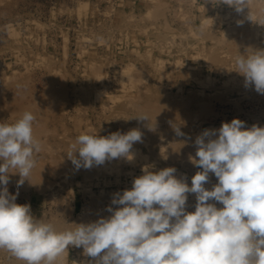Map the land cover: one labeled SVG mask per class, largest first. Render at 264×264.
I'll return each mask as SVG.
<instances>
[{
  "label": "rangeland",
  "instance_id": "rangeland-1",
  "mask_svg": "<svg viewBox=\"0 0 264 264\" xmlns=\"http://www.w3.org/2000/svg\"><path fill=\"white\" fill-rule=\"evenodd\" d=\"M209 2L214 7L223 4L218 3V0H0V122L14 123L23 114L20 111L22 108L18 112L19 104L25 106L27 101L32 100L34 105L36 99L34 106L31 102L28 103L32 109L29 105L28 108L25 107L36 117L33 125L34 136L41 144V151L35 155L36 164L29 181L25 180L22 186L17 187L19 174H10L8 190L11 194L18 192L16 203L30 204L37 219L42 218L45 222L52 223L58 230L74 227L71 223L94 222L110 215L107 208L111 205L113 195L131 189L134 178L143 174V163L148 162L152 166L160 163L158 170L150 169L152 171L174 167L177 170L176 177L185 179L190 186L191 178L201 169L189 157L195 156L196 135L206 125L221 126L222 122H231L238 118L245 122L246 128L254 124L264 127V95L257 93L254 86L246 87L243 75L238 74L231 78L211 73L214 78L206 77L208 71L218 66L219 58L228 56V60L235 62L241 53L250 54L264 49V0H260L262 4L259 0H250L249 10L252 9V14L245 9L247 14L244 15L247 17L242 14L244 11L237 13L224 4L226 10L235 16L232 18L233 22L227 24L226 21L215 19L204 28L201 15ZM249 14L253 15V20L248 18ZM205 29H208L209 34ZM215 31L218 34L212 39V43L210 38ZM150 32L152 34H148ZM236 37L239 42L236 39L234 41ZM182 44L186 50H181ZM210 45H215V48L208 49ZM214 53L218 59H211V56H215ZM186 72H191V76ZM195 77L201 79V82ZM176 91L178 94H175ZM48 92H52V95ZM15 101L18 107H15ZM150 103L152 106H148ZM11 104H15L14 107ZM26 108H23L24 112L27 111ZM189 112L192 117L187 115ZM142 113L148 115L150 122H139L135 118ZM152 119H155L156 124ZM163 123L166 124L163 126ZM133 124L144 133L142 132V141L135 143L131 149V152H135L132 161L129 160L131 165L128 164V159L119 158L92 169L80 168L79 172L75 170L67 153L78 135L87 133L106 137L116 131L126 133L131 128L136 129ZM174 125L180 130L184 129L181 131L185 133L183 137L177 136ZM158 140H163L165 145V141H168L162 151ZM144 147L148 149L145 150ZM187 149H192L194 154H190L192 151L187 152ZM143 153L147 156L144 160ZM188 154L189 157H183ZM124 161L127 164H123ZM164 163L166 164L163 165ZM94 169L99 171L98 176L94 175ZM209 179L211 183L208 182L205 187L211 190V186L218 183V180L212 173L209 174ZM112 180L115 184H112ZM188 200L191 202L186 204V211H195L196 196ZM215 203L216 206L219 205L218 208L222 207L218 202ZM65 254L66 257L58 264H74L77 256L86 258L82 247L69 246ZM86 259V263L90 264L93 258ZM0 264L24 262L7 251L0 250Z\"/></svg>",
  "mask_w": 264,
  "mask_h": 264
},
{
  "label": "clouds",
  "instance_id": "clouds-1",
  "mask_svg": "<svg viewBox=\"0 0 264 264\" xmlns=\"http://www.w3.org/2000/svg\"><path fill=\"white\" fill-rule=\"evenodd\" d=\"M218 3L242 13L250 0ZM235 63L245 86L264 95V49L239 54ZM135 118L150 122L144 113ZM35 119L25 111L14 123L0 122V250L24 264H58L69 246L82 247L93 258L90 264H264V127L246 128L234 118L205 129L195 139V157H189L201 169L190 186L174 167H144L131 189L113 195L111 205L118 207L110 205L108 217L58 230L8 190L10 174H19V187L35 167L41 151ZM174 131L184 135L178 126ZM141 141L138 128L106 137L81 133L67 156L77 170L91 169L131 160L133 145ZM210 173L218 180L211 190L205 187ZM189 193L196 196L193 212L186 211Z\"/></svg>",
  "mask_w": 264,
  "mask_h": 264
},
{
  "label": "bare ground",
  "instance_id": "bare-ground-1",
  "mask_svg": "<svg viewBox=\"0 0 264 264\" xmlns=\"http://www.w3.org/2000/svg\"><path fill=\"white\" fill-rule=\"evenodd\" d=\"M143 1H145V0H143ZM205 1H208V0H205ZM157 3H158V1H157ZM259 3H261L260 2V0H259ZM250 4H251V2H250ZM262 4V3H261ZM260 4V5H261ZM137 5V4H136ZM143 4L141 3V6H142ZM226 5V4H225ZM225 5L224 4H219V6L218 7H214V4H212V2L210 3L209 2V5L205 8V10H204V12L202 13V15H201V24H202V26L204 27V28H206V27H208V25H211L212 24V22L213 21H215V19L216 20H223V21H226V23L227 24H231L232 22H233V20H232V18L233 17H235V16H233V14H231V13H229L227 10H226V7H225ZM259 5V6H260ZM203 6H205L204 4H203ZM81 7V6H80ZM138 7V6H137ZM136 7V8H137ZM225 7V8H224ZM256 7V6H255ZM260 8H261V6H260ZM246 10H249L248 8H245ZM244 9V10H245ZM254 10V9H253ZM261 10V9H260ZM256 11H258V10H256ZM255 11V12H256ZM248 12H252V9H251V11L249 10ZM259 12H261V11H259ZM258 12V13H259ZM258 13L256 14L257 16H258ZM156 14V13H155ZM154 14V15H155ZM243 15L244 14H247L245 11H244V13H242ZM241 14V15H242ZM252 14V13H251ZM260 14V13H259ZM238 15V14H237ZM253 15H254V13H253ZM253 15H250V16H252L253 17ZM156 16V15H155ZM244 16H246V15H244ZM247 17V16H246ZM256 17V16H255ZM242 18V17H241ZM244 18V17H243ZM257 18H259V16L257 17ZM252 19V18H251ZM241 20V19H240ZM253 20V19H252ZM238 21V20H237ZM238 22H241V21H238ZM220 23H221V21H220ZM236 22H234V24H235ZM247 23V22H246ZM216 26H218V25H216ZM230 26H233V25H230ZM244 26V25H243ZM252 26V25H251ZM212 27V26H211ZM250 27V26H249ZM213 28V27H212ZM216 28V27H215ZM215 28H214V30H215ZM224 28V27H223ZM228 28H229V26H228ZM234 28V27H233ZM231 29H232V27H231ZM240 29V28H239ZM250 29H252V28H250ZM254 29H255V27H254ZM135 30L136 29H134V32H135ZM167 30V29H166ZM201 30V29H200ZM220 30V29H219ZM190 31V30H189ZM205 31H207V34H209V31H208V29H205ZM230 31V30H229ZM247 31H248V28H247ZM253 32H255L256 30H252ZM137 33V32H136ZM141 33H143L142 31H141ZM170 33V32H169ZM172 33V32H171ZM189 33V32H188ZM188 33H186V34H188ZM262 33V32H261ZM148 34H152L151 32L150 33H148ZM186 34H185V36H186ZM195 34V33H194ZM193 34V35H194ZM218 34V31H217V33H216V31L215 32H213V35H211V38H210V40L212 41V43H213V40L212 39H215V37H216V35ZM230 34V33H229ZM241 34V33H240ZM260 34V33H259ZM200 35V34H199ZM226 35V34H225ZM235 35V34H234ZM250 35V34H249ZM254 35V34H253ZM262 35V34H261ZM197 36V35H196ZM208 36V35H207ZM224 36V35H223ZM252 36V35H251ZM250 36V37H251ZM128 37V36H127ZM243 37V36H242ZM258 37V36H257ZM196 38V37H195ZM223 38V37H222ZM232 38V37H231ZM240 38V37H239ZM256 38V37H255ZM127 39H129V38H127ZM153 39H155V38H153ZM235 39H236V42H239V41H237V37L236 38H234V41H235ZM242 39V38H241ZM257 39V38H256ZM148 40H149V38H148ZM197 40H198V38H197ZM219 40H220V38H219ZM137 41V40H136ZM183 41V40H182ZM217 41V40H216ZM215 41V42H216ZM221 41V40H220ZM245 41V40H244ZM264 41V40H263ZM186 42V41H185ZM199 42H200V40H199ZM214 42V44H216ZM219 42V41H218ZM231 42V41H230ZM127 43V42H126ZM210 43V42H209ZM242 43V42H241ZM220 44V43H219ZM229 44V43H228ZM231 44H232V42H231ZM245 44V43H244ZM129 45V44H128ZM180 45V44H179ZM199 45V44H198ZM212 45V44H211ZM209 46V48L208 49H210L211 47L212 48H215L214 46L215 45H213V46ZM236 45V44H235ZM142 46V45H141ZM174 46V45H173ZM177 46V45H176ZM175 46V47H176ZM200 46V45H199ZM205 46H206V44H205ZM228 46V45H227ZM230 46V45H229ZM232 46V45H231ZM239 46H240V44H239ZM249 46V45H248ZM187 47H188V45H187ZM189 47H191L190 45H189ZM258 47V46H257ZM257 47H256V49H257ZM124 48V47H123ZM156 48V47H155ZM163 48V47H162ZM177 48V47H176ZM176 48H174V50L176 49ZM194 48V47H193ZM197 48V47H196ZM234 48V47H233ZM232 48V49H233ZM170 48H168V50H169ZM171 49H172V47H171ZM249 49H250V47H249ZM260 49V48H259ZM139 50V49H138ZM152 50H154V49H152ZM180 50V49H179ZM181 50H186V47H184L183 46V44H182V46H181ZM234 50V49H233ZM170 51V50H169ZM190 51V50H189ZM191 51H193V50H191ZM190 51V52H191ZM214 51V50H213ZM226 51H228V50H226ZM240 51H242V50H240ZM175 52V51H174ZM185 52V51H184ZM196 52V51H195ZM212 52V51H211ZM250 52V51H249ZM180 53H181V51H180ZM182 53H183V51H182ZM204 53H205V51H204ZM216 53H219V52H216ZM233 53H234V51H233ZM251 53V52H250ZM160 54H161V51H160ZM242 54V53H241ZM150 55V54H149ZM157 55V54H156ZM155 55V56H156ZM164 55V54H163ZM188 56H189V54H187ZM214 55H215V53H214ZM229 55H231V54H229ZM165 56V55H164ZM181 56V55H180ZM183 56H186L185 54L183 55ZM196 56V55H195ZM223 56H224V54H223ZM232 56V55H231ZM159 57V56H158ZM201 57V56H200ZM207 57V56H206ZM212 57H214V58H217V55H215V56H211V59H212ZM90 58V57H89ZM154 59H155V57H153ZM213 58V59H214ZM228 58V56L226 57V58H219V63H218V66L217 67H215V68H213L214 70H212V71H208L207 72V74H206V77L207 78H214L213 76H212V74H218V75H221V76H226V77H236L239 73L238 72H236L237 71V67H236V63L234 62V61H230V60H228L227 59ZM209 59V58H208ZM218 59V58H217ZM195 60V59H194ZM203 60V59H202ZM207 61V60H206ZM214 61V60H213ZM86 62V61H85ZM161 61H159V63H160ZM162 62H163V60H162ZM198 62V61H197ZM204 62V61H203ZM202 62V63H203ZM199 63V62H198ZM135 64H137V63H135ZM211 63H209V65H210ZM92 65V64H91ZM128 65V64H127ZM129 65H130V62H129ZM131 65H132V63H131ZM202 65V64H201ZM208 65V64H207ZM90 66V65H89ZM198 66V65H197ZM93 67V66H92ZM193 67V66H192ZM191 67V68H192ZM188 68V67H187ZM211 69V68H210ZM122 72H123V70H122ZM128 72V71H127ZM202 72V71H201ZM200 72V73H201ZM106 73V72H105ZM191 72H186V74H189L188 76H191V74H190ZM196 73V72H195ZM212 73V74H211ZM184 73H182L181 74V78H182V75H183ZM196 75V74H195ZM201 75V74H200ZM135 76V75H134ZM133 76V77H134ZM179 76V75H178ZM177 76V77H178ZM185 76V75H184ZM183 76V77H184ZM126 77V76H125ZM138 77V76H137ZM186 77V76H185ZM220 77V76H219ZM225 77V78H226ZM124 78V77H123ZM198 81L200 80V82H201V79H199V78H197V77H195ZM224 78V77H223ZM127 79V78H126ZM183 79V78H182ZM227 79V78H226ZM52 80V79H51ZM50 80V81H51ZM134 80V79H133ZM192 80V79H191ZM217 80V79H216ZM236 80H237V78H236ZM240 80V79H239ZM127 81H128V79H127ZM178 81V80H177ZM197 81V82H198ZM235 81V80H234ZM243 81V80H242ZM48 82V81H47ZM131 82V81H130ZM179 82V81H178ZM177 82V83H178ZM182 82H183V80H182ZM55 83V82H54ZM121 83H122V81H121ZM181 83V82H180ZM228 83V82H227ZM243 83V82H242ZM48 84H49V82H48ZM198 85H199V82L197 83ZM221 84V83H220ZM219 84V85H220ZM52 85H53V83H52ZM51 85V86H52ZM176 85V84H175ZM208 85V84H207ZM206 85V86H207ZM227 85V84H226ZM225 85V86H226ZM47 86V85H46ZM174 86V85H173ZM210 86V85H209ZM223 86H224V84H223ZM235 86V85H234ZM53 87V86H52ZM132 86H130V88H131ZM227 87H228V85H227ZM240 87V86H239ZM245 87V86H244ZM200 88V87H199ZM206 88V87H205ZM204 88V89H205ZM212 88V87H211ZM45 89H47V90H50L49 88H45ZM44 89V90H45ZM56 89V88H55ZM208 88H206V90H207ZM235 89V88H234ZM243 89V88H242ZM241 90V89H240ZM52 91H54V89H52ZM203 91V90H202ZM213 92L215 91V90H212ZM230 91V90H229ZM239 92V91H238ZM21 93H23V92H21ZM48 93H50V92H48ZM47 93V94H48ZM131 93V92H130ZM177 93V91L175 92V94ZM207 93V92H206ZM231 93V92H230ZM35 94H36V92H35ZM38 94V93H37ZM44 94H46L45 93V91H44ZM174 94V93H173ZM178 94V93H177ZM194 94V93H193ZM52 95V92L50 93V96ZM136 95V94H135ZM195 95V94H194ZM203 95V94H202ZM219 95V94H218ZM22 96V95H21ZM25 96V95H24ZM38 96V95H37ZM55 96V95H54ZM138 96V95H137ZM196 96V95H195ZM201 96V95H200ZM207 96V95H206ZM213 96V95H212ZM47 97V96H46ZM57 97V96H56ZM55 97V98H56ZM204 97H205V95H204ZM214 97V96H213ZM21 97H19V99H20ZM37 98V97H36ZM40 98V97H39ZM38 98V99H39ZM132 98V97H131ZM136 98V97H135ZM43 99L44 98H42V101H43ZM138 99H139V97H138ZM177 99V98H176ZM195 99V98H194ZM134 100V99H133ZM182 100H183V98H182ZM203 100H204V98H203ZM224 100V99H223ZM16 101H17V99H16ZM16 101H15V104H16V106L15 107H18V105H17V103H16ZM38 101V100H37ZM194 100H192V102H193ZM18 102V101H17ZM28 103H30L31 102V104H32V100L29 102V101H27ZM34 102V101H33ZM182 102H185V101H182ZM190 102V101H189ZM25 103H26V101H25ZM28 103H26V105L25 106H27V105H29V107H30V105L31 104H28ZM15 104H13V105H15ZM36 104V99H35V102H34V105ZM126 104V103H125ZM128 104V103H127ZM136 103H134V105H135ZM12 105V104H11ZM12 105V106H13ZM33 105V104H32ZM33 105V106H34ZM138 105V104H137ZM145 105V104H144ZM152 106V104L150 103V104H148V106ZM161 105H162V103H161ZM192 105H193V103H192ZM12 106H11V108H12ZM23 106V107H22ZM24 106V104L22 105V104H19V109H18V112H19V110H20V108H22L20 111H21V114L22 113H24V111L23 110H25V109H23V108H26ZM122 107H123V105H121ZM120 106V107H121ZM156 106V105H155ZM159 106V105H158ZM164 106V105H163ZM162 106V107H163ZM166 106V105H165ZM191 106V105H190ZM14 107V106H13ZM127 107V106H126ZM129 107V106H128ZM135 107H136V105H135ZM177 107V106H176ZM188 107V106H187ZM195 107V105H193V108ZM254 107V106H253ZM27 108H28V106H27ZM26 108V110L28 111V109ZM31 109H32V106L30 107ZM30 108H29V110H30ZM36 108V107H35ZM180 108V107H179ZM178 108V109H179ZM200 108V107H199ZM202 108V107H201ZM17 109H16V111H17ZM120 109V108H119ZM158 109V108H157ZM183 109V108H182ZM191 109V108H190ZM36 110H38V108H36ZM152 110H154L153 109V107H152ZM162 110V109H161ZM164 110V109H163ZM180 110V109H179ZM184 110V109H183ZM194 110V109H193ZM155 111V110H154ZM158 112H159V109L157 110ZM200 111V110H199ZM162 112V111H161ZM166 112V111H165ZM191 112H192V110H191ZM196 112V111H195ZM20 113V112H19ZM155 113V112H154ZM160 113V112H159ZM183 113V112H182ZM186 113L187 112H185V114L184 115H186ZM34 114V113H33ZM158 114V113H157ZM160 115H162V114H160ZM167 116H168V114H166ZM172 115V114H171ZM174 115V114H173ZM172 115V116H173ZM187 115H190V112H189V114H187ZM192 115H193V113H192ZM196 115V114H195ZM200 114H198V116H199ZM257 115V114H256ZM152 117H154L153 115H151ZM157 116V115H156ZM191 116V115H190ZM211 116V115H210ZM247 116V115H246ZM179 117H181L180 115H179ZM192 117V116H191ZM193 117L195 118V116L193 115ZM158 118V117H157ZM201 118V117H200ZM251 118V117H250ZM173 119V118H172ZM176 119V118H175ZM181 119V118H180ZM188 119V118H187ZM252 119V118H251ZM255 119V118H254ZM153 121H155V119H152ZM178 120H179V118H178ZM258 120V119H257ZM177 121V120H176ZM180 121V120H179ZM179 121H177V122H179ZM187 121V120H186ZM192 121V120H191ZM199 121H200V119H199ZM201 121H202V119H201ZM215 121V120H214ZM213 121V122H214ZM223 121V120H222ZM261 121V120H260ZM132 122V121H131ZM140 122V121H139ZM183 122V121H182ZM190 122V121H189ZM135 123V122H134ZM161 123H162V121H161ZM160 123V124H161ZM172 123V122H171ZM170 123V124H171ZM186 123V122H185ZM187 123H188V121H187ZM215 123V122H214ZM152 124V123H151ZM154 124V123H153ZM155 124H156V121H155ZM164 124H166V123H163L162 125L164 126ZM173 124V123H172ZM171 124V125H172ZM175 124V123H174ZM179 124V123H178ZM189 124V123H188ZM199 124H201V123H199ZM249 124V123H248ZM132 125V124H131ZM134 125V127H135V124H133ZM176 125V124H175ZM175 125H174V127H175ZM186 126H187V128L189 127L187 124H185ZM151 126V125H150ZM157 126V125H156ZM161 126V125H160ZM197 126H199L198 125V123H197ZM129 127V126H128ZM131 127V126H130ZM133 127V128H134ZM138 127V126H137ZM137 127H135V128H137ZM166 128H167V126H165ZM177 127V126H176ZM181 127H182V125H181ZM196 127V126H195ZM201 127V126H200ZM219 127L220 126H218V125H215V124H208V125H206L205 127H203V128H201L200 130H199V134H201L205 129H219ZM148 128V127H147ZM150 128V127H149ZM155 128V127H154ZM185 128V127H184ZM192 128H193V126H192ZM197 128V127H196ZM132 129V128H131ZM138 129H139V127H138ZM152 129V128H151ZM150 129V130H151ZM158 129H160V128H158ZM163 129V128H162ZM161 129V130H162ZM144 130H146L145 128H144ZM184 130V129H183ZM183 130L181 129L180 131H182L183 132ZM147 131V130H146ZM146 131H145V133H146ZM154 131V130H153ZM165 131V130H164ZM197 131V130H196ZM143 132V131H142ZM151 132V131H150ZM144 133V132H143ZM191 133V132H190ZM185 134V133H184ZM192 134V133H191ZM194 134V133H193ZM198 134V135H199ZM189 135V134H188ZM196 135V134H195ZM184 136V135H183ZM182 136V137H183ZM196 137H197V135H196ZM179 138H181V136L179 137ZM178 138V139H179ZM187 138H188V136H187ZM183 139V138H182ZM182 139H179V140H182ZM190 139V138H189ZM189 139H187L188 141H189ZM191 139H192V137H191ZM191 139H190V141H191ZM194 139H195V137H194ZM193 139V140H194ZM184 141V140H183ZM188 141H186L187 143H188ZM158 142V144L160 145V148H161V151H162V149H163V147H164V145H165V143H163V140H158L157 141ZM165 142H167L168 143V141H165ZM173 142H175V141H173ZM180 142V141H179ZM178 142V143H179ZM73 143H74V141H73ZM143 143H145V142H143ZM155 143V142H154ZM167 143H166V145H167ZM191 143H192V141H191ZM194 143V142H193ZM147 144H148V142H147ZM146 144V145H147ZM185 144V143H184ZM138 145V144H137ZM145 145V144H144ZM145 145V146H146ZM155 145V144H154ZM165 145V146H166ZM172 145V144H171ZM182 145V144H181ZM177 147V146H176ZM196 147V146H195ZM145 148V147H144ZM154 148V147H153ZM160 148H159V150H160ZM166 148V147H165ZM179 148H180V146H179ZM182 148V147H181ZM183 148H185V147H183ZM146 149H148V148H145V150ZM167 149V148H166ZM170 149V148H169ZM156 150L158 151V147H156ZM156 150H155V153H157L156 152ZM175 150V149H174ZM188 150V149H187ZM69 151V150H68ZM148 151V150H147ZM164 151V150H163ZM186 151V150H185ZM190 151H192V149H190V150H188L187 152H190ZM52 152H53V150H52ZM134 153L135 152H132V154L134 155ZM139 153V152H138ZM141 153V152H140ZM165 153V152H164ZM163 153V154H164ZM183 153H184V151H183ZM144 154V153H143ZM152 154V153H151ZM162 154V155H163ZM190 154H194L193 153V151L192 152H190ZM190 154H188V155H185V156H183V157H185L186 158V156H190ZM145 155V154H144ZM161 155V154H160ZM161 155V156H162ZM174 155H175V153H174ZM195 155V154H194ZM146 156V155H145ZM145 156H143L142 155V160H144L145 158H147V156L145 157ZM159 156V155H158ZM164 156V155H163ZM167 156V155H166ZM180 156V155H179ZM136 157V156H135ZM191 157H193L192 155H191ZM195 157V156H194ZM152 158H153V156H152ZM163 158V157H162ZM124 159V158H123ZM139 159H141V157H139ZM180 159V158H179ZM134 160V159H133ZM141 160V161H142ZM158 160V159H157ZM57 161V160H56ZM66 161H68V159L66 160ZM120 161V160H119ZM127 161H129V160H127ZM130 161H132V159L130 160ZM129 161V163L128 164H130L131 162ZM43 162V161H42ZM125 163H123V164H127L126 163V161H124ZM143 162V161H142ZM147 162V161H146ZM153 162V161H152ZM185 162V161H184ZM183 162V163H184ZM72 163V162H71ZM121 163V164H122ZM134 163L136 164V162L134 161ZM140 163V162H139ZM151 163V162H150ZM154 163V162H153ZM59 164V163H58ZM142 164V163H141ZM166 163H164L163 165H165ZM168 164V163H167ZM171 164H172V162H171ZM181 164V163H180ZM186 164H188V163H186ZM192 164V163H191ZM131 165V164H130ZM158 165H160V163L158 164ZM158 165H154V166H152V165H150L148 162L147 163H143V167H148V168H150V169H152V170H155V169H157L158 168ZM169 165V164H168ZM176 165V164H175ZM189 165V164H188ZM70 166V165H69ZM117 166V165H116ZM137 166H138V162H137ZM141 165H139V167H140ZM162 166V165H161ZM170 166V165H169ZM183 166V165H182ZM184 166H185V164H184ZM183 166V167H184ZM94 167V166H93ZM118 167V166H117ZM176 167V166H175ZM73 168V167H72ZM98 168V167H97ZM110 168V167H109ZM126 168V167H125ZM132 168V167H131ZM195 168V167H194ZM69 169H70V167H69ZM92 169V168H91ZM115 169H116V167H115ZM118 169V168H117ZM138 169V168H137ZM142 169V168H141ZM161 169V168H160ZM186 169V168H185ZM185 169H184V171H185ZM67 170V169H66ZM75 170H77V169H75ZM82 170V169H81ZM84 170V169H83ZM82 170V171H83ZM107 170H109V169H107ZM111 170V169H110ZM121 170H122V168H121ZM158 170V169H157ZM189 170V169H188ZM33 171V170H32ZM124 171V170H123ZM126 171V170H125ZM198 171V170H197ZM42 172V171H41ZM78 172H79V170H78ZM93 172H94V175L96 176H98L99 175V171H97L96 169H94L93 170ZM111 172V171H110ZM117 172H118V170H117ZM122 172V171H121ZM113 173V172H112ZM116 173V172H115ZM115 173H114V175H115ZM129 173V172H128ZM134 173V172H133ZM188 173H189V171H188ZM42 174H43V172H42ZM117 174V173H116ZM124 174H126V172H124ZM183 174H185V173H183ZM90 175H92L93 176V174L91 173ZM129 175H130V173H129ZM188 175V174H187ZM37 177H39V175H36ZM35 176V177H36ZM92 176H90L91 178H92ZM128 176V175H127ZM134 176V175H133ZM81 177H83V176H81ZM101 177H102V175H101ZM101 177H99V178H101ZM110 177V176H109ZM108 177V178H109ZM120 177V176H119ZM65 178H66V176H65ZM64 178V179H65ZM96 178V177H95ZM94 178V179H95ZM121 178V177H120ZM127 178V177H126ZM113 179V178H112ZM35 180V179H34ZM98 180V179H97ZM101 180H102V178H101ZM109 180V179H108ZM122 180V179H121ZM133 180V179H132ZM210 180V179H209ZM39 181H40V179H39ZM38 181V182H39ZM42 181V180H41ZM64 181V180H63ZM96 181V180H95ZM118 181V180H117ZM116 181V182H117ZM134 181V180H133ZM191 181V180H190ZM112 182V184H115V183H113V180L111 181ZM114 182H115V180H114ZM39 183H41V182H39ZM67 183H69L68 181H67ZM88 183V182H87ZM101 183V182H100ZM102 183H105L104 181L102 182ZM101 183V184H102ZM188 183V182H187ZM209 183H211V182H209ZM70 184V183H69ZM78 184V183H77ZM90 184V183H89ZM111 184V183H110ZM208 184V183H207ZM40 185V184H39ZM80 185H83V184H80ZM91 185V184H90ZM89 185V189L90 190H92ZM117 185H119V183L117 184ZM128 185V184H127ZM77 186V185H76ZM95 186H96V184H95ZM212 187V186H211ZM38 188H39V186H38ZM70 188V187H69ZM83 189H85V188H83ZM86 189H87V187H86ZM85 189V190H86ZM89 189H87V190H89ZM95 189V188H94ZM101 189V188H100ZM120 189V188H119ZM118 189V190H119ZM128 189H130V188H128ZM82 190V189H81ZM96 190V189H95ZM94 190V191H95ZM99 190V189H98ZM102 190V189H101ZM117 190V189H116ZM72 191V190H71ZM103 191V190H102ZM89 192V191H88ZM73 193V192H72ZM99 193V192H98ZM109 193V192H108ZM108 193H107V195H108ZM114 193V192H113ZM122 193V192H121ZM89 194V193H88ZM90 194H91V191H90ZM111 195H112V193H110ZM96 195H98V194H96ZM100 195V194H99ZM101 195H102V193H101ZM100 195V196H101ZM106 195V196H107ZM188 195V199H193V196H195V194H192V193H189V194H187ZM95 197V196H94ZM108 197V196H107ZM101 198V197H100ZM113 198V197H112ZM102 199V198H101ZM107 199V198H106ZM98 200H100V199H98ZM102 200H104V198L102 199ZM106 201V200H105ZM99 202V201H98ZM97 202V203H98ZM191 202V200L189 201H187L186 202V204H189ZM213 203H215V201H212ZM95 204V203H94ZM98 204H101V202L100 203H98ZM218 205V204H217ZM100 206V205H99ZM219 206V205H218ZM217 206V207H218ZM222 206V205H221ZM114 207V206H113ZM189 207V206H188ZM190 207H191V205H190ZM102 208V207H101ZM192 208V207H191ZM95 210H96V208H95ZM96 212V211H95ZM88 213V212H87ZM91 213H93V212H91ZM90 213V214H91ZM102 213V212H101ZM92 215V214H91ZM88 216H90V215H88ZM84 218V217H83ZM88 219H90L89 217H88ZM92 220V219H91ZM82 222H83V219H82ZM74 247V246H73ZM70 252V251H69ZM66 255V254H65ZM64 255V256H65ZM71 255V254H70ZM66 257V256H65ZM87 258V257H86ZM85 257H82V258H78V256H77V259L75 260V264H80V263H84V264H87L86 262H87V259H86ZM64 259V258H63ZM74 259H75V257H74ZM70 260V259H69ZM66 263V262H65ZM73 263H74V261H73Z\"/></svg>",
  "mask_w": 264,
  "mask_h": 264
}]
</instances>
